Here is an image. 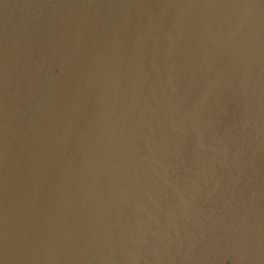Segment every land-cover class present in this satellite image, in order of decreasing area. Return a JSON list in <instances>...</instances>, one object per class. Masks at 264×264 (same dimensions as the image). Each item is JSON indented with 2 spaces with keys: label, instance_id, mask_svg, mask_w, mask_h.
I'll return each mask as SVG.
<instances>
[{
  "label": "water",
  "instance_id": "1",
  "mask_svg": "<svg viewBox=\"0 0 264 264\" xmlns=\"http://www.w3.org/2000/svg\"><path fill=\"white\" fill-rule=\"evenodd\" d=\"M0 264H264V0H0Z\"/></svg>",
  "mask_w": 264,
  "mask_h": 264
}]
</instances>
